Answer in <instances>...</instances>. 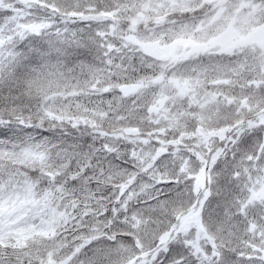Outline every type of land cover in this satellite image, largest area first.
<instances>
[{
  "label": "snow or ice",
  "instance_id": "1",
  "mask_svg": "<svg viewBox=\"0 0 264 264\" xmlns=\"http://www.w3.org/2000/svg\"><path fill=\"white\" fill-rule=\"evenodd\" d=\"M0 264H264V0H0Z\"/></svg>",
  "mask_w": 264,
  "mask_h": 264
}]
</instances>
